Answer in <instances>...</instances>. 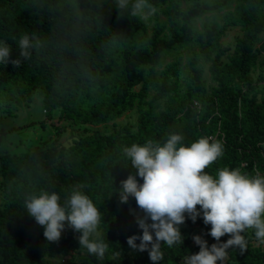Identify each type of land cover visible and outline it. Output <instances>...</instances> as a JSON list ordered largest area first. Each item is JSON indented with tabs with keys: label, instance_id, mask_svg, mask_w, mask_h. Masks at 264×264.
<instances>
[{
	"label": "trees",
	"instance_id": "1",
	"mask_svg": "<svg viewBox=\"0 0 264 264\" xmlns=\"http://www.w3.org/2000/svg\"><path fill=\"white\" fill-rule=\"evenodd\" d=\"M149 3L156 12L141 19L118 9L116 0H0V43L19 60L18 66L0 63V109L37 93L47 116L56 109L59 120L75 124L100 125L137 110L135 129L88 132L71 138L68 147L53 140L29 151L0 152V264H152L147 251L127 244V237L142 234L130 211L138 209L134 197L122 204L117 192L120 181L136 172L124 166L122 151L133 143L163 144L171 133L181 134L186 145L211 137L224 153L207 173L215 176L228 166L264 175V0ZM206 15L212 18L197 26ZM235 26L242 34L232 48L223 46L222 36ZM22 35L32 39L28 59L19 54ZM78 184L102 214L99 231L109 243L103 260L81 248L71 228L58 242L47 241L23 207L42 188L58 192L63 202ZM193 227L213 244L211 226L186 216L183 243L162 245L160 264H183L199 251ZM243 235L247 250L228 249L225 264H264L254 230ZM71 251H77L75 260Z\"/></svg>",
	"mask_w": 264,
	"mask_h": 264
},
{
	"label": "clouds",
	"instance_id": "2",
	"mask_svg": "<svg viewBox=\"0 0 264 264\" xmlns=\"http://www.w3.org/2000/svg\"><path fill=\"white\" fill-rule=\"evenodd\" d=\"M116 3L118 9H127L130 15L141 19L156 12L149 0ZM18 48L20 56L28 59L32 39L22 35ZM0 63L19 65V60L11 58L7 43H0ZM183 141L181 134L171 133L163 144L148 140L123 148L128 160L124 166L130 164L136 172L120 181L119 202L127 203L134 197L138 211H130L142 230L139 236L127 237V244L134 250L147 251L152 264H160L164 259L162 245L172 248L183 243L180 225L185 223L186 216L193 222L202 217L203 223L211 226L208 234L216 243L209 246L201 235H194L192 239L199 251L190 254L186 264H225L228 249L238 248L241 253L247 250L243 235L246 230H254L257 240L264 241V175L224 166L213 176L205 169L223 156V144L203 136L188 145ZM84 187L74 186L63 202L58 192L42 188L27 196L23 207L43 228L47 241L58 242L66 227L71 228L79 233V246L103 260L109 243L99 231L102 214L93 199L82 191ZM225 235L229 238L221 242Z\"/></svg>",
	"mask_w": 264,
	"mask_h": 264
},
{
	"label": "rangeland",
	"instance_id": "3",
	"mask_svg": "<svg viewBox=\"0 0 264 264\" xmlns=\"http://www.w3.org/2000/svg\"><path fill=\"white\" fill-rule=\"evenodd\" d=\"M147 13V12H146ZM212 16H204L197 20V26H200L201 21L210 19ZM242 34L239 26L229 28L221 38V44L232 48L236 36ZM230 52L226 53L222 60L227 61ZM208 64L205 66L203 78L207 86H212ZM257 73H253L256 78ZM263 86L262 83L257 85L258 88ZM137 118V110L135 108L128 110L121 117L114 121L100 124H75L69 120H59L57 110H53L50 116L44 113L41 103V96L35 93L30 101L25 104L21 103L14 107L11 105L8 108L0 109V152H22L29 151L35 147L51 145L53 140H57V144L68 141L73 137H78L82 134L100 131L110 133L113 130L132 127L135 129ZM2 202V192L0 191V204ZM251 229H248V231ZM201 230L197 227L192 228V235H200ZM226 236H223L222 239ZM211 242L216 243L213 237L210 236ZM221 239V240H222ZM194 243V241H193ZM255 245L264 248V241L257 240ZM77 251H71L70 257L75 260ZM68 257H65L66 260ZM188 257L182 259L183 264H186ZM78 264V263H73ZM219 264V262H218Z\"/></svg>",
	"mask_w": 264,
	"mask_h": 264
},
{
	"label": "water",
	"instance_id": "4",
	"mask_svg": "<svg viewBox=\"0 0 264 264\" xmlns=\"http://www.w3.org/2000/svg\"><path fill=\"white\" fill-rule=\"evenodd\" d=\"M72 143V139H68V141L63 142L62 145L68 147Z\"/></svg>",
	"mask_w": 264,
	"mask_h": 264
},
{
	"label": "crops",
	"instance_id": "5",
	"mask_svg": "<svg viewBox=\"0 0 264 264\" xmlns=\"http://www.w3.org/2000/svg\"><path fill=\"white\" fill-rule=\"evenodd\" d=\"M25 102H26V100L21 99V103H24L25 104ZM41 103H42V98H41ZM12 105H14V107L18 106V104H15V103H13ZM57 112H58V110H57Z\"/></svg>",
	"mask_w": 264,
	"mask_h": 264
},
{
	"label": "built area",
	"instance_id": "6",
	"mask_svg": "<svg viewBox=\"0 0 264 264\" xmlns=\"http://www.w3.org/2000/svg\"><path fill=\"white\" fill-rule=\"evenodd\" d=\"M44 111V110H43ZM44 113H45V111H44Z\"/></svg>",
	"mask_w": 264,
	"mask_h": 264
}]
</instances>
